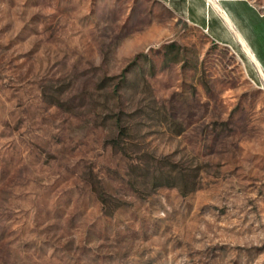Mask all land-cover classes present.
Masks as SVG:
<instances>
[{"label":"rangeland","instance_id":"rangeland-1","mask_svg":"<svg viewBox=\"0 0 264 264\" xmlns=\"http://www.w3.org/2000/svg\"><path fill=\"white\" fill-rule=\"evenodd\" d=\"M257 75L152 0H0V264H264Z\"/></svg>","mask_w":264,"mask_h":264},{"label":"crops","instance_id":"crops-1","mask_svg":"<svg viewBox=\"0 0 264 264\" xmlns=\"http://www.w3.org/2000/svg\"><path fill=\"white\" fill-rule=\"evenodd\" d=\"M152 1L200 30L209 41L240 55L258 79L257 68L264 74V14L247 0Z\"/></svg>","mask_w":264,"mask_h":264},{"label":"bare ground","instance_id":"bare-ground-1","mask_svg":"<svg viewBox=\"0 0 264 264\" xmlns=\"http://www.w3.org/2000/svg\"><path fill=\"white\" fill-rule=\"evenodd\" d=\"M245 49H246V48H245ZM257 71L259 72V76L261 77V79H263V82H264V74H263L262 71L259 70L258 68H257Z\"/></svg>","mask_w":264,"mask_h":264},{"label":"built area","instance_id":"built-area-1","mask_svg":"<svg viewBox=\"0 0 264 264\" xmlns=\"http://www.w3.org/2000/svg\"><path fill=\"white\" fill-rule=\"evenodd\" d=\"M203 32L205 33V30Z\"/></svg>","mask_w":264,"mask_h":264}]
</instances>
